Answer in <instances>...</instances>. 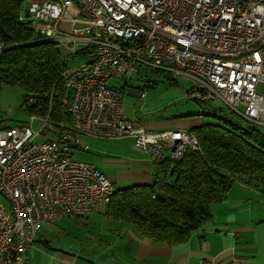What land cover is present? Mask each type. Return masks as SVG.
<instances>
[{"label": "built area", "instance_id": "built-area-1", "mask_svg": "<svg viewBox=\"0 0 264 264\" xmlns=\"http://www.w3.org/2000/svg\"><path fill=\"white\" fill-rule=\"evenodd\" d=\"M19 19L38 36L34 43L67 54L84 49L88 60L62 74L71 127L49 114L0 127L7 200L0 202V264L26 260L44 224L106 208L115 187L93 163L73 157L80 135L134 138L155 163L201 150L187 129H148L131 119L125 92L109 85L111 78L132 70L186 75L197 81L188 98L219 97L264 126V0H30Z\"/></svg>", "mask_w": 264, "mask_h": 264}, {"label": "trees", "instance_id": "trees-1", "mask_svg": "<svg viewBox=\"0 0 264 264\" xmlns=\"http://www.w3.org/2000/svg\"><path fill=\"white\" fill-rule=\"evenodd\" d=\"M25 2L0 0V85L21 88L24 103L31 101L28 113L49 114L54 123L69 128L73 117L62 103L67 94L62 74L69 68L64 51L53 43H34L38 36L19 19ZM219 120L189 129L200 151L156 163L151 183L115 189L105 215L154 242L178 245L211 220L212 205L228 198L236 180L264 184V135Z\"/></svg>", "mask_w": 264, "mask_h": 264}, {"label": "crops", "instance_id": "crops-1", "mask_svg": "<svg viewBox=\"0 0 264 264\" xmlns=\"http://www.w3.org/2000/svg\"><path fill=\"white\" fill-rule=\"evenodd\" d=\"M4 112L0 105V127L20 124L7 121ZM11 114L9 109V116ZM186 124L179 121L175 127L183 129ZM83 135L91 136L82 134L80 138ZM150 162L140 158L104 160L102 167H118L119 171L112 175L93 164L109 177L114 186L119 185L114 184L116 182L151 183L156 163ZM240 183L232 184L224 202L212 205L211 220L193 232L185 243L169 245L142 237L129 224L109 219L104 209L86 216L70 217L91 223L96 234L91 245L76 249L54 247L42 238L40 231L27 259L19 264H264V184L257 187ZM65 219L57 222L67 221Z\"/></svg>", "mask_w": 264, "mask_h": 264}, {"label": "rangeland", "instance_id": "rangeland-1", "mask_svg": "<svg viewBox=\"0 0 264 264\" xmlns=\"http://www.w3.org/2000/svg\"><path fill=\"white\" fill-rule=\"evenodd\" d=\"M29 0H26L23 12L27 11ZM60 47V46H59ZM81 48V45L78 47ZM65 61L68 67H74L85 61L88 57L84 54H67L64 52ZM109 85L124 87L125 107L131 119L138 120L148 129H176L179 121L187 124L183 129H190L202 123L218 122L220 118L239 125L243 129L256 128L264 135V126H256L249 120L241 117L231 110L228 105L219 97L206 101H196L188 98L187 92L197 84V81L189 76H172L169 73L145 72L132 70L124 77L111 78ZM259 91L264 93V85L259 87ZM24 91L18 86L2 85L0 91V105L4 109L5 119L13 123H26L31 120L30 114L26 110L28 101L25 104ZM33 103V102H32ZM9 109L11 115L9 116ZM42 124L41 120H35L33 127L38 129ZM83 141L80 148H74L73 157L78 160L91 161L104 170L107 175L116 174L118 167H102V162L107 159L140 158L150 162L149 156L142 150L135 147L132 138H122L115 140H103L92 136H81ZM151 163V162H150ZM155 166V165H154ZM131 182H116V189L128 187ZM122 184V185H120ZM234 184H241L236 180ZM0 202H6V198L0 193ZM66 217L67 221H59L44 224L41 229L43 239H47L54 247H68L74 249L80 246L92 244V239L96 236L95 229L86 219L78 221Z\"/></svg>", "mask_w": 264, "mask_h": 264}, {"label": "bare ground", "instance_id": "bare-ground-1", "mask_svg": "<svg viewBox=\"0 0 264 264\" xmlns=\"http://www.w3.org/2000/svg\"><path fill=\"white\" fill-rule=\"evenodd\" d=\"M81 217V216H80Z\"/></svg>", "mask_w": 264, "mask_h": 264}]
</instances>
